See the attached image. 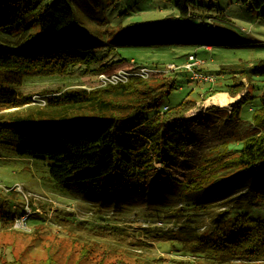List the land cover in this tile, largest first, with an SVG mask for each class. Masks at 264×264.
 Returning <instances> with one entry per match:
<instances>
[{"label":"rangeland","instance_id":"obj_1","mask_svg":"<svg viewBox=\"0 0 264 264\" xmlns=\"http://www.w3.org/2000/svg\"><path fill=\"white\" fill-rule=\"evenodd\" d=\"M200 1L214 5V9L204 15L197 12L180 17L174 3L167 0H118L113 4L107 0H71L78 22L92 35L96 61L74 65L66 75L15 77L0 73V86L31 97L30 103L17 108L0 106L3 116L16 109L21 115L36 113L43 109L41 100L49 94L66 88L92 90L98 84L99 72L133 66L163 71L169 64L178 66L167 72L175 87L162 95L161 103L173 106L188 99L197 104L185 114L194 142L163 168L183 187L153 199L146 193L110 201L98 191L68 190L51 177L48 159L19 156L15 145L0 143V264L5 252L18 264H39L48 257L59 264H112L121 260L127 264H224L206 252V241L215 235L213 221L218 212L224 210L223 219L233 217L237 210L264 218L261 200L252 203L251 195L243 199L242 192L238 193L253 179H232L238 182L237 187L235 183L218 192L210 186L238 172L226 162L236 155L232 145L224 152L217 147L223 140L232 142L250 131L248 105L240 116L230 115L232 103L243 93L224 108L212 104L199 112L214 94L207 95V86L191 81L189 71L183 68L188 55L194 54L203 61L201 71L215 75L223 88L238 72L251 75L253 65L264 58V21L250 0ZM219 9L224 17L218 15ZM243 81L251 93V80ZM101 183L87 186L100 187ZM115 183L104 185L114 189ZM186 183L205 187L192 192L201 205L186 201ZM259 185L256 180L254 186ZM260 192H251L252 197ZM261 197L264 199V191ZM238 206L241 209H235ZM24 211L28 213V232L12 228L14 218Z\"/></svg>","mask_w":264,"mask_h":264},{"label":"trees","instance_id":"obj_2","mask_svg":"<svg viewBox=\"0 0 264 264\" xmlns=\"http://www.w3.org/2000/svg\"><path fill=\"white\" fill-rule=\"evenodd\" d=\"M107 1L113 4L118 0ZM167 1L174 3L180 17L197 12L204 15L214 9V5L200 0ZM250 1L264 21V0ZM223 13L218 10L220 17H224ZM78 21L71 0H0V73L15 77L66 75L74 65L96 61L92 35ZM244 78L251 80V93L246 90ZM174 87L175 80L166 73L147 79L131 77L127 82L95 86L92 90L60 89L47 95L43 109L36 113L21 115L16 109L0 115V143L15 145L19 156L48 159L51 177L68 190L98 191L110 201L146 193L152 199L160 197L171 193L174 187H183L163 168L194 142L185 114L196 107V101L184 99L173 106L161 103L162 95ZM205 91L207 95L243 93L231 104L230 115L240 116L248 105L251 124L250 131L238 140L227 139L218 145L221 152L230 151L232 145L236 155L226 162L238 172L210 186L218 192L235 183L237 187L238 182L232 179H253L238 193L242 192L243 199L251 195L252 203H264V58L253 65L251 75L238 72L225 88L216 83ZM30 101V96L19 95L15 88L0 86V106L17 108ZM256 180L261 185L255 187ZM99 181L100 187H92ZM110 181L116 182L114 189L104 185ZM90 183L93 185L87 186ZM202 187L198 183L185 184L183 190L190 205H201L192 192L205 188ZM251 192L260 194L253 198ZM219 198L216 200L221 201ZM223 211L213 221L216 231L206 241V252L224 264H264V218L237 210L233 217L223 219ZM3 256L6 258L2 264H18L10 253ZM39 264L59 263L48 257ZM112 264L127 263L121 260Z\"/></svg>","mask_w":264,"mask_h":264},{"label":"built area","instance_id":"obj_3","mask_svg":"<svg viewBox=\"0 0 264 264\" xmlns=\"http://www.w3.org/2000/svg\"><path fill=\"white\" fill-rule=\"evenodd\" d=\"M133 62V61H132ZM133 64V63H132ZM203 64V61L196 57L194 54L188 55L186 61L183 64V68L189 71V78L192 81L197 83H201L207 86L208 89H213L217 83V78L215 75L211 73H205L201 71L200 67ZM125 68H118L108 72H99L98 77V84L96 87L107 86V85H116L118 83L127 82L131 77H141L144 79L150 78L151 76L161 74L162 72L167 73L168 71H174L178 69V66L174 64H169L166 67V70H160L153 67H146V66H133V67H126ZM44 103V99L41 100ZM28 213L25 211L15 217L13 220L12 228L28 232L30 227L27 224Z\"/></svg>","mask_w":264,"mask_h":264},{"label":"bare ground","instance_id":"obj_4","mask_svg":"<svg viewBox=\"0 0 264 264\" xmlns=\"http://www.w3.org/2000/svg\"><path fill=\"white\" fill-rule=\"evenodd\" d=\"M239 96L236 97H231L229 96V94L227 92H219L214 94L213 96H211L210 98L206 99L203 103V105L201 106V108L199 109V112H201L202 110H204L205 108H207L208 106L213 105H217L219 107H224L227 104L233 102L234 100H236ZM193 114L197 113V110H192Z\"/></svg>","mask_w":264,"mask_h":264},{"label":"crops","instance_id":"obj_5","mask_svg":"<svg viewBox=\"0 0 264 264\" xmlns=\"http://www.w3.org/2000/svg\"><path fill=\"white\" fill-rule=\"evenodd\" d=\"M207 48V47H206ZM190 55V54H189ZM200 59V58H199ZM186 61V60H185ZM203 87V86H202ZM204 88V87H203ZM204 90H207V88L205 87Z\"/></svg>","mask_w":264,"mask_h":264}]
</instances>
